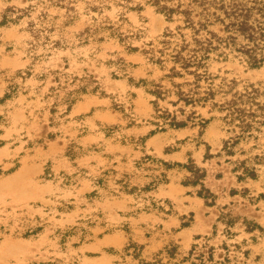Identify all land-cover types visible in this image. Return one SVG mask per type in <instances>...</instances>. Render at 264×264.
<instances>
[{
    "label": "rangeland",
    "instance_id": "1",
    "mask_svg": "<svg viewBox=\"0 0 264 264\" xmlns=\"http://www.w3.org/2000/svg\"><path fill=\"white\" fill-rule=\"evenodd\" d=\"M86 1L93 0H78L74 20L65 25V9L48 0H0V16L8 11L14 20L0 26V264H136L123 256L128 242L142 245L141 256L149 260L171 241L180 253L171 264H190L181 259L191 245L199 248L204 236H211L215 219L226 211L254 220L263 231L246 232L236 224L227 239L217 224L208 245L244 240L241 250H250L246 264H264V198L259 197L264 193V165H255L256 179L238 181V172L231 171L233 160L264 151V126L256 139L240 140L234 155L226 156L223 142L232 134L223 114L209 102L194 108L182 102L173 105L176 97L170 95L153 103L155 98L147 92L148 83L158 82L163 72L141 50L175 23L166 22L152 0H129L127 6L134 10L122 9L117 0H100L104 16L115 21L124 13L127 23L122 30L137 32L138 38L130 41L138 50L129 52L106 34L101 41L79 43L76 35L91 23ZM31 22L52 27L49 40L61 43L38 47L36 60ZM56 72L67 76L65 84L60 78L64 87L58 90ZM209 72L214 87L225 84L227 92L217 94L216 101L249 85L263 90L264 63L250 68L230 55L212 61ZM87 75L93 80L90 89L96 86V91L82 95L67 113L63 104L54 108L78 83H71L70 76ZM161 84L172 89L166 80ZM257 98L264 103V94ZM164 111L178 120L194 113L205 123L194 117L183 128H170L157 117ZM144 155L170 164L192 160L206 171L203 184L215 195L214 204L208 206L197 196L198 187L183 184L189 176L185 169L141 163ZM160 173L165 174L164 183L142 190ZM165 200L171 203L170 213ZM181 223L187 226L181 228ZM72 227L84 228V239L80 230L63 238ZM222 255V250L215 251L216 258ZM236 255L244 260L241 252Z\"/></svg>",
    "mask_w": 264,
    "mask_h": 264
},
{
    "label": "trees",
    "instance_id": "2",
    "mask_svg": "<svg viewBox=\"0 0 264 264\" xmlns=\"http://www.w3.org/2000/svg\"><path fill=\"white\" fill-rule=\"evenodd\" d=\"M36 1L40 2L41 0ZM48 1L54 6L65 9V25L74 20L76 16L75 4L78 0ZM96 1L85 2V14L89 16L91 23L76 35L78 42L86 43L90 39L101 41L104 39L103 34H106L107 37L115 38L119 43L126 45L127 51H137L138 49L132 46L130 41L138 38L137 32L128 29L122 30V27L127 23L124 13L119 12L114 21L103 15L102 1ZM127 3L129 0L116 1V4L122 9L134 10V8L128 7ZM151 4L158 13L163 15L166 22L175 23V26L172 29L166 27L154 43H147V48L141 50L147 61L163 72L158 82L151 81L148 83L150 88L147 92L155 98L153 103H156L157 99H164L170 95L176 97L175 102H172L173 105L182 102L184 106L194 108L204 106L209 102L211 108H215L223 114L221 119L227 125L228 132L232 134L224 140L222 151L226 156H233L235 153L234 146L240 140L256 139L261 133V127L264 126V103L259 102L257 97L264 94V86L261 91L259 88L249 85L241 92L234 91L228 99L223 98L221 101H216L215 96L217 94H226L227 92L222 89L225 84L218 86V88L214 87V78L209 72V65L214 60H225L230 55L239 57L250 68H258L264 63V0H152ZM136 9L139 10V8ZM7 12L4 11L1 14L0 26L14 21L10 15L6 14ZM13 12L14 10H10V13ZM51 30L52 27L50 26L47 28L45 25H37L31 22L32 60L38 58L35 53L38 47H43L42 45L48 43L51 44L50 48L61 45L60 41L49 40L48 33ZM116 64L118 67L120 66V69L125 66L122 59H118ZM61 77L65 79V84L67 76L56 72L54 77V81L57 83L56 90L64 87L61 85ZM165 80L174 90L161 84ZM175 80H181V82ZM70 81L71 83H78L74 88L63 93L60 102L53 104L54 108L58 103L65 105L64 113H67L82 95L93 93L97 89L96 86L90 89V84L93 82L90 75L81 78L70 76ZM129 81H132L131 78ZM201 82L205 83L206 86L202 87ZM138 83L147 82L139 80ZM7 96L8 94L4 95V97ZM54 96H57V92L54 93ZM54 111L52 110V112ZM157 117L162 118L163 123L174 129L185 127L186 121H191L194 117H198V123H205L199 116H194V113L188 115L185 120H178L175 115H171L167 111L162 112ZM50 137H53V134ZM141 163L157 164L164 169L174 166L185 169L189 176L186 177L183 184L198 187L197 196L202 198L208 206L214 204L215 195L203 184L206 171L199 168L192 160L185 164H170L144 155ZM232 164L231 171L238 172L236 174L238 181L256 179L258 174L255 165H264V151L247 159L233 160ZM151 178V182L142 190H152L159 183L166 181L163 173L158 176H151ZM235 191L232 190V194H235ZM92 195L95 196L96 193L94 192ZM259 197L264 198V193L259 194ZM164 204L168 207L166 213H170L172 211L171 203L165 200ZM151 205L155 207V202L151 201ZM157 209L164 211L162 206H158ZM217 224L223 226L222 233L227 239L234 235L231 229L236 224H242L246 232L263 231V228L254 220L240 218L230 211L220 212L212 226L211 236H204L206 241L199 248L195 244L191 245L187 251V256L181 260H187L190 264H246L245 259L248 258L250 250H241L240 244L244 243V240L239 244L222 242L219 247L208 245L207 241L216 235ZM186 226L187 223H181V228ZM76 230L81 231L80 239H84L87 231L80 227L70 228L63 232L62 237L64 238ZM199 238L200 236L196 237V239ZM142 249V245L128 242L123 248V256H130L132 260L136 261V264H171V261L180 254L179 246L173 241L151 256L149 260L141 256ZM218 249L223 251V255L219 259L215 257V251ZM236 252H241L243 261L238 260ZM46 264L62 263L55 261Z\"/></svg>",
    "mask_w": 264,
    "mask_h": 264
}]
</instances>
